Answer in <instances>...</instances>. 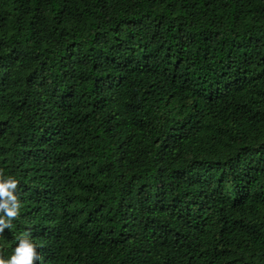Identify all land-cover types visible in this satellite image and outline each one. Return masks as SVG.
<instances>
[{
    "label": "trees",
    "instance_id": "trees-1",
    "mask_svg": "<svg viewBox=\"0 0 264 264\" xmlns=\"http://www.w3.org/2000/svg\"><path fill=\"white\" fill-rule=\"evenodd\" d=\"M0 170L37 264H264V0H0Z\"/></svg>",
    "mask_w": 264,
    "mask_h": 264
},
{
    "label": "clouds",
    "instance_id": "clouds-1",
    "mask_svg": "<svg viewBox=\"0 0 264 264\" xmlns=\"http://www.w3.org/2000/svg\"><path fill=\"white\" fill-rule=\"evenodd\" d=\"M18 187L19 181L14 176H5L0 170V235L5 229L11 230L12 221L20 215L21 202L16 194ZM30 235V232H26L18 236L10 256L4 258L0 255V264H37L41 261L43 257Z\"/></svg>",
    "mask_w": 264,
    "mask_h": 264
}]
</instances>
